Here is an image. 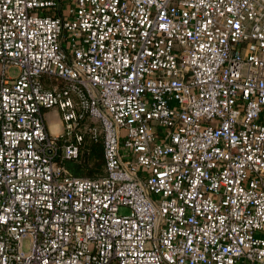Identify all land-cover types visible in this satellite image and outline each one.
<instances>
[{"label":"built area","instance_id":"obj_1","mask_svg":"<svg viewBox=\"0 0 264 264\" xmlns=\"http://www.w3.org/2000/svg\"><path fill=\"white\" fill-rule=\"evenodd\" d=\"M0 62V264H264V0H0Z\"/></svg>","mask_w":264,"mask_h":264},{"label":"trees","instance_id":"obj_2","mask_svg":"<svg viewBox=\"0 0 264 264\" xmlns=\"http://www.w3.org/2000/svg\"><path fill=\"white\" fill-rule=\"evenodd\" d=\"M71 173L80 176H99L105 173V158L102 140L87 138L85 154L81 162L72 166L66 162Z\"/></svg>","mask_w":264,"mask_h":264},{"label":"rangeland","instance_id":"obj_3","mask_svg":"<svg viewBox=\"0 0 264 264\" xmlns=\"http://www.w3.org/2000/svg\"><path fill=\"white\" fill-rule=\"evenodd\" d=\"M2 70V65L0 62V71ZM10 73L16 74L18 71V67L16 65H12L9 68ZM44 115L46 118V122L48 125V129L50 131L51 134H55L58 131H62L64 129L63 123H62V118H61V111L58 107H50V108H46L44 109ZM72 166L77 165L78 162L81 161H77L75 159H69L67 160ZM66 161V162H67ZM128 208L126 207H122L121 211H127Z\"/></svg>","mask_w":264,"mask_h":264}]
</instances>
